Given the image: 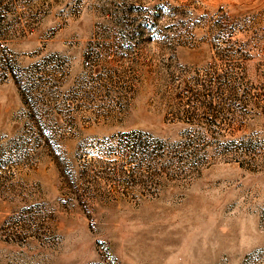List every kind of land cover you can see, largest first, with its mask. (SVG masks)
<instances>
[{"label": "rangeland", "instance_id": "374dc122", "mask_svg": "<svg viewBox=\"0 0 264 264\" xmlns=\"http://www.w3.org/2000/svg\"><path fill=\"white\" fill-rule=\"evenodd\" d=\"M0 264H264V0H0Z\"/></svg>", "mask_w": 264, "mask_h": 264}]
</instances>
